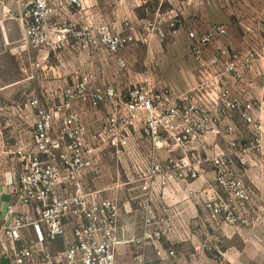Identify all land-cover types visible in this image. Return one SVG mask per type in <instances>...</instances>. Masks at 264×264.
<instances>
[{"label":"built area","instance_id":"1","mask_svg":"<svg viewBox=\"0 0 264 264\" xmlns=\"http://www.w3.org/2000/svg\"><path fill=\"white\" fill-rule=\"evenodd\" d=\"M82 3L27 0L17 17L22 30L18 55L42 49L88 57L105 52L124 71L122 51L152 37L163 39V25L172 30L177 22L160 16L139 26L128 19L83 25L61 19L70 9L82 11ZM228 38L222 24L187 32L191 55L207 77L179 96L148 79L100 84L89 73L77 75L58 93L46 94L43 103L30 96L25 104L34 110L29 139L18 136L5 152L20 170H3L0 177L20 206L34 208L35 217L7 207L0 255L10 264H116L117 249L126 247L131 253L125 264H147L148 249L164 264H191L161 245L170 238L186 239L189 219L177 207L159 210L155 203H163L170 184L191 183L211 173L194 194L206 234L193 251L222 264L225 229L249 230L259 223L256 189L245 175L263 147L262 124L254 116L259 106L238 93L258 55L217 46ZM80 107L106 109L98 129L84 122ZM234 119L245 126L248 139L242 138ZM98 149L125 167L135 183L133 200L140 216L136 234L125 235L118 228L116 200L98 199L85 184ZM56 241L61 249L49 250L47 245Z\"/></svg>","mask_w":264,"mask_h":264},{"label":"crops","instance_id":"2","mask_svg":"<svg viewBox=\"0 0 264 264\" xmlns=\"http://www.w3.org/2000/svg\"><path fill=\"white\" fill-rule=\"evenodd\" d=\"M26 1L27 0H25V2ZM81 1L83 2L82 11L75 12L73 9H70L67 13L61 16V19L65 21H73L80 25L89 24L90 22L98 23L100 20H102L100 3H98L99 0ZM177 1L180 4H188L190 6H193V8L199 3H204V7L206 9H210V14L212 15L210 16V19L206 17V19L204 20H206L207 23L209 22L211 25L222 24L227 27L229 31L228 40L219 41L217 46H226L229 51L235 53H247V51L249 50L248 46H250V40L252 39L250 36L247 37V35L236 37V27L243 24H259L262 21L264 22V0H182L180 2L179 0H176V2ZM24 3L17 4L14 11V17H6V15L4 14L3 16H0V172L6 169H10L15 174L19 172L20 164L15 159H12L10 156L6 155V149L18 136H22L25 140L28 141L29 133L31 131L34 119V110L28 108L25 105L26 103H21L19 100V93L24 83L22 75L23 60L31 62L29 64L34 66L33 76L35 75V81H33V83L37 84L38 87L44 88V94L46 95L50 92L58 93L59 89H61L65 85L71 84L77 77V75L73 77L70 74L68 67L64 66L65 63L63 62V58L67 60L69 59L70 61L72 59L71 53L74 56H77L78 59L82 61H85L87 59L94 61L97 57H99H88L82 54H76L67 49L60 51L42 49L38 52L29 50L25 53L22 52L20 56L15 55L14 53L18 51L17 48L15 50L7 48L6 42H8L9 39L18 41L19 38H21V22L17 17L22 11ZM113 4V6L117 9L119 8V6H122L123 3ZM181 6L184 7L183 5ZM181 6L178 12L180 13L181 19L185 20L187 18H185V15H183L184 10H181ZM204 7L202 9H204ZM10 20H14V22H10ZM131 20L133 21L132 18L130 19V21ZM196 21H198V23L196 22V24H199V22H201V20L197 19ZM231 25L238 26L233 27ZM11 26H13L14 28L13 31ZM204 30H201L200 27L195 28V31L197 33H202ZM263 69L264 49H261V51L258 52V58H256L254 62L253 69L245 75L243 82L238 86V93L240 96L246 98L250 97V99H252L257 105H260V108L256 109L254 112V116H257L258 118L263 116L262 112H264V95L262 94L259 77L261 72L264 73ZM82 73L91 74L92 78L97 83H112L106 82L99 77H95V75H93L91 71H79L78 75ZM8 75H10L9 79H7ZM136 79L137 78H135V80H132L129 77L126 80L124 79V81L117 80L113 82H117L120 85H125L128 82L137 81ZM32 95L38 96L37 92H33L31 96ZM45 95H43V97ZM23 105H25L24 108ZM80 111L82 112L84 122H86L92 128V130H96L101 126V124L103 123V118L106 114V109L104 108L91 110L87 107H80ZM27 113L29 114L27 115ZM90 114H92L91 117H88V115ZM89 118L94 119L90 120ZM234 122L242 132V138L244 140L248 139L250 136L245 126L238 122L236 119H234ZM93 125H97V128H94ZM97 151V165L95 164L92 173L97 172L98 174H100V172H102V166L98 164L99 159L102 157L109 158V155L106 150L98 149ZM263 165L264 139L262 154L256 155V157L254 158V166L250 167L246 171L245 175L246 180L250 181L254 185L257 194L256 207L258 219L259 221H261V223L260 225L257 224L252 228L255 232H258L262 229V227H264V172L263 170H260ZM119 167L120 166L117 165V170ZM115 175L116 182L113 187V194H108L106 192L108 188H102L99 182L94 184V188H89L88 180L90 179L91 182H94L96 179V177H91V173H89L85 177V184L89 191L94 193L98 199L116 200L118 205V228L123 230L125 235H133L137 233L140 225V216L136 211L135 201L133 200V197L137 195L136 189H133L135 187V183H131L128 176H126L125 180L122 181L118 171L115 172ZM211 177L212 174L207 173L204 178H200L191 183L170 184L163 191V203H155L156 208H158L159 210H163L164 207H177L182 211L184 218L187 220L189 219L190 231L186 239L178 240L175 238H170L168 240H162L161 245L164 248L174 250L183 260L189 261L191 262V264H219V262L214 260L211 255L197 254L193 251V247L199 244V242L206 234V229L203 227L201 218L202 213L200 211V206L196 203L194 194L198 193L202 188L203 180H209L211 179ZM1 182L2 181L0 177V237L1 232L7 223L6 210L8 206H13L14 210L17 212L28 213V217L30 218L35 217L34 208H26L20 206L14 191L12 189L4 187ZM236 233L237 232L231 229H225L224 231L226 239H224L225 246L221 259L222 264L249 263L248 252L251 250L250 244L252 243L248 242L247 236L246 238H243L242 236H240V233H237L238 235ZM28 235L33 238L31 229L28 231ZM178 235H181V232L179 230ZM246 235H248V233ZM51 247L52 245H47V248L53 251ZM130 253L131 252L128 250V248L119 247L116 252V264H125L126 262H128ZM146 256L148 261L147 264H164L161 261L155 259L150 249L146 251ZM252 257L256 262L264 263V259L260 255H257V253ZM0 264L10 263L7 259L0 255Z\"/></svg>","mask_w":264,"mask_h":264},{"label":"rangeland","instance_id":"3","mask_svg":"<svg viewBox=\"0 0 264 264\" xmlns=\"http://www.w3.org/2000/svg\"><path fill=\"white\" fill-rule=\"evenodd\" d=\"M180 1L182 0H179V2ZM24 2L25 0H0V16L4 14L6 17H14L15 7L18 3ZM98 3H100L103 21L130 20L132 18L133 21H131L139 26L144 20H153L155 17L160 16L165 19L167 17H175L174 19L177 22L172 30L168 29L165 24L163 25L165 30V37L163 39L152 37L146 44H137L122 51L121 56L126 62V70L124 71L117 70L112 58L105 52L98 55L99 57L94 61L90 59L85 61L79 60L77 56L71 53L72 59L69 61V59L63 58V62L65 63L64 66L68 67L73 77L78 75L79 71H91L95 77H99L106 82L117 80L124 81V79L126 80L129 77L132 80L137 78L135 82L148 79L156 88L163 89L173 96H179L186 92H190L197 86L196 84L201 79L207 77L206 75H201L202 71H200L196 60L191 55L189 41L187 39L188 31L195 30L196 27H200L201 30H204L211 26L209 22L207 23L206 20H204L206 17L210 19V16H212L210 14L211 10L206 9L204 3H199L194 8L188 4H180L178 1L176 2V0H99ZM113 3L123 4L116 9ZM180 6L181 10H184L183 15L187 18L185 20L181 19L180 13L178 12ZM203 7L204 9H202ZM196 19L201 20V22L196 24V22L198 23ZM10 22H14V20H10ZM231 26L236 27L238 25ZM11 27L13 31L14 28L13 26ZM238 27H236V37L250 36L252 39H249L250 46H248L249 50L247 52H254L255 55H258V52L264 49V22L262 21L259 24H243ZM19 40L13 41L9 39V41L6 42V47L14 50L17 48L19 51ZM18 51L14 54L18 55ZM29 63L31 62L23 60L22 75L24 83L19 93V100L21 103H26V100L29 99L31 94L37 92L38 98L43 102L45 89L33 83V81H35V75L33 76L34 66ZM259 77L262 94L264 95V73L261 72ZM9 78L10 75H8L7 79ZM24 106L25 105H23V108ZM258 106L260 108V105ZM28 114L29 113H27V115ZM262 114L263 116L260 118L256 117L262 124L264 139V112H262ZM91 115L92 114L88 115V117H91ZM93 119L94 118H91L90 120ZM93 126L97 128V125ZM98 164L102 166V172H100V174L97 172H90L91 177H96V179L94 182H91L90 179L88 180L89 188H94V184L99 182L102 188H108L106 190L108 194H113V187L116 182L115 172L118 171L120 178L124 181L127 176V170L125 167H119L117 170L116 162L110 157L100 158ZM260 170L264 172V165ZM260 223L261 221H259L258 225H260ZM235 232L238 234L240 233V236L243 238L247 236L248 242L252 243L250 244L251 250L248 252V264H264L256 262L252 257L257 253V255H260L264 259V227L258 232L253 231V229ZM246 232L248 235H246ZM224 239H226L225 235ZM224 246L225 244L222 245L223 252ZM51 248L53 251L61 249L60 241L52 243Z\"/></svg>","mask_w":264,"mask_h":264}]
</instances>
